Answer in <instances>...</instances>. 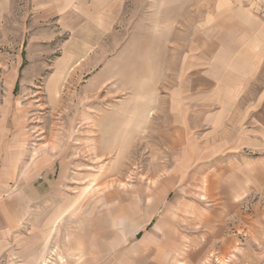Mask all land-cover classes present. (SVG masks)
I'll use <instances>...</instances> for the list:
<instances>
[{"label": "rangeland", "instance_id": "rangeland-1", "mask_svg": "<svg viewBox=\"0 0 264 264\" xmlns=\"http://www.w3.org/2000/svg\"><path fill=\"white\" fill-rule=\"evenodd\" d=\"M263 21L264 0L0 1L10 217L44 239V263L75 250L94 264H152L174 240L181 264L189 219L216 200L189 177L200 147L183 93L261 44Z\"/></svg>", "mask_w": 264, "mask_h": 264}, {"label": "crops", "instance_id": "crops-1", "mask_svg": "<svg viewBox=\"0 0 264 264\" xmlns=\"http://www.w3.org/2000/svg\"><path fill=\"white\" fill-rule=\"evenodd\" d=\"M262 30L261 44H246L244 55L223 59L216 65L222 74L211 76L201 70L204 81L192 87L193 92L183 93V120L200 147L198 159H190L198 166L189 177L197 176L200 189L216 200L200 206L210 214L189 219L190 233L182 235L187 251L181 264H203L212 256L220 264H264V21ZM192 94H197L193 100L199 106L197 120L191 117ZM14 209L10 140H0V264H46L44 239L24 235L20 220L10 217ZM174 243L163 256L157 251L152 264H176ZM256 245L261 250L249 255ZM87 255L78 261L72 250L70 263L60 258L55 264H94L93 253Z\"/></svg>", "mask_w": 264, "mask_h": 264}, {"label": "bare ground", "instance_id": "bare-ground-1", "mask_svg": "<svg viewBox=\"0 0 264 264\" xmlns=\"http://www.w3.org/2000/svg\"><path fill=\"white\" fill-rule=\"evenodd\" d=\"M51 96H52V102H53V99H55V98H54V95H51ZM56 102H57V101H56Z\"/></svg>", "mask_w": 264, "mask_h": 264}]
</instances>
